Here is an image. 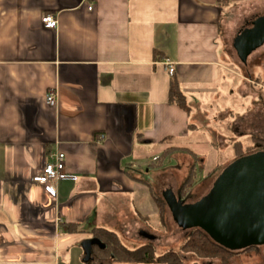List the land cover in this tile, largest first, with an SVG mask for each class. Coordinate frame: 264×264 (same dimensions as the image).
Listing matches in <instances>:
<instances>
[{"label":"crops","instance_id":"obj_1","mask_svg":"<svg viewBox=\"0 0 264 264\" xmlns=\"http://www.w3.org/2000/svg\"><path fill=\"white\" fill-rule=\"evenodd\" d=\"M263 2L0 0V264H103L85 262L96 228L157 242L132 197L154 201L164 168L156 160L198 129L195 107L230 81L231 52L247 66L264 46L247 64L235 47ZM48 15L56 29L45 27ZM173 79L190 113L169 103ZM248 117L239 116L237 132ZM153 148L158 158L147 164L138 150ZM59 152L77 180L54 183L52 196L34 179Z\"/></svg>","mask_w":264,"mask_h":264},{"label":"rangeland","instance_id":"obj_2","mask_svg":"<svg viewBox=\"0 0 264 264\" xmlns=\"http://www.w3.org/2000/svg\"><path fill=\"white\" fill-rule=\"evenodd\" d=\"M231 55L233 61L227 63L229 66L225 71L226 78L230 81L220 83L217 87L222 91L209 94L208 99L201 98L200 105L195 107L194 113H200L199 120L195 118L193 121L198 129L189 133L187 138L168 144L181 150L168 157L164 168L161 169L160 183L155 189V194L165 203L164 219L157 218V207L151 197L147 198L148 201L144 199L143 202L141 195L132 197L133 209L135 205L136 211L149 217L144 225L148 230L151 232L153 230L159 235L157 242H153L158 255L169 250L181 252L183 242L192 232V229L188 228L193 222V217L212 203L211 193L214 183L237 160L233 147L235 142L240 141L247 148L254 145L251 136L264 140V96H261L262 93L264 94V46L250 57L247 66H244L234 53L231 52ZM238 86L249 87L255 97L240 96ZM190 100L192 105L196 102L195 99ZM229 111H232V116H229ZM245 113H249V117L238 133L234 129L235 124L239 125L243 121L239 116L242 117ZM243 130L246 134L239 135ZM156 151L158 150L153 148L147 153L144 150H138V153L144 156L147 164H151L158 158V155H155ZM260 153L263 152L254 150L251 151L250 156ZM192 170L196 172L195 185L191 193L186 198H182L180 188L189 178ZM112 229L129 249L135 250L144 244H152L144 242V238L136 233L128 236L121 227H112ZM229 230L226 224L213 225L214 236H210L216 244L238 252L230 258L229 264H264V246H254L244 253L242 251L249 241L235 236ZM181 257L184 259V264L196 262L221 264L220 260L203 261L189 254H181ZM93 259L98 260L95 254ZM103 264L118 263L107 259Z\"/></svg>","mask_w":264,"mask_h":264},{"label":"water","instance_id":"obj_3","mask_svg":"<svg viewBox=\"0 0 264 264\" xmlns=\"http://www.w3.org/2000/svg\"><path fill=\"white\" fill-rule=\"evenodd\" d=\"M263 45L264 15L239 32L235 47L241 61L247 64L248 57ZM211 194L212 203L193 217L188 229H203L213 237V225L226 224L235 236L249 241L245 249L264 246V152L232 163L216 181ZM142 235L149 240L155 239L146 232ZM95 245L104 247L96 239L83 244L86 263L94 260Z\"/></svg>","mask_w":264,"mask_h":264},{"label":"trees","instance_id":"obj_4","mask_svg":"<svg viewBox=\"0 0 264 264\" xmlns=\"http://www.w3.org/2000/svg\"><path fill=\"white\" fill-rule=\"evenodd\" d=\"M169 103L174 106H178L186 113H190L191 109L188 104L187 98L180 88V84L176 79H173L170 86ZM253 146L245 148L241 142L234 144V151L237 160L242 159L251 154V151L257 150L264 152V140L252 138ZM176 148L166 150L157 160L156 167L162 168L168 157L175 152ZM248 152V153H246ZM196 172L192 170L189 178L180 188V195L182 198H186L192 191L195 185ZM154 201L159 208L160 219H164V206L165 203L152 192ZM74 230H77L75 226H72ZM93 239L100 241L104 247L95 245L93 247L96 258L100 261L112 259L118 264H184V259L181 254H189L203 261H215L220 260L221 264H229V260L236 253L223 246H220L213 242L210 237L198 228L192 229L190 235L186 238L181 246V252L166 251L165 253L158 255L156 248L153 244H147L132 250L126 247L118 237V235L112 231L96 228L91 231ZM253 247L247 248L242 252L250 251ZM257 248V247H255ZM240 253V252H239ZM195 264H199L196 262Z\"/></svg>","mask_w":264,"mask_h":264},{"label":"built area","instance_id":"obj_5","mask_svg":"<svg viewBox=\"0 0 264 264\" xmlns=\"http://www.w3.org/2000/svg\"><path fill=\"white\" fill-rule=\"evenodd\" d=\"M43 23L47 29H56L58 26V21L55 17L48 15L43 18ZM168 73L171 76L175 74V68L173 64L169 61L165 62ZM48 104L55 106L57 103L54 94H50L47 97ZM77 177L66 173V155L64 153H57L51 157V162H49L41 171L34 181L44 185L46 191L52 195L56 196L58 194L57 188L54 183L63 181H76Z\"/></svg>","mask_w":264,"mask_h":264},{"label":"flooded vegetation","instance_id":"obj_6","mask_svg":"<svg viewBox=\"0 0 264 264\" xmlns=\"http://www.w3.org/2000/svg\"><path fill=\"white\" fill-rule=\"evenodd\" d=\"M215 184H216V182L214 183V185H215ZM214 185H213V187H212L213 189H214ZM200 230H202V231L204 232V230H203V229H200Z\"/></svg>","mask_w":264,"mask_h":264}]
</instances>
